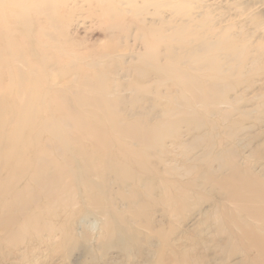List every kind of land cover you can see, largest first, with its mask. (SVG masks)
Returning <instances> with one entry per match:
<instances>
[{
	"label": "rangeland",
	"instance_id": "374dc122",
	"mask_svg": "<svg viewBox=\"0 0 264 264\" xmlns=\"http://www.w3.org/2000/svg\"><path fill=\"white\" fill-rule=\"evenodd\" d=\"M194 3L199 7L189 4L176 12L185 13L190 6L193 18L182 29L171 22L165 42L151 39L145 28L137 30L128 21L114 32L116 36L88 20L76 28V38L88 49L115 45L113 56L125 54L126 58L123 62L116 57V72L99 77L100 82H107L105 96L112 98L115 106L109 109L108 118L97 112L86 115L84 111L91 107L79 108L74 95L66 94L68 107H62V115L83 121H75L81 125L73 127L52 116L68 147L57 150L54 139L42 131V123L50 122L53 115V107L46 105L52 95L43 90L35 101L36 113L27 114V122H3L8 111L0 110V264H109L113 257L121 264H264V0ZM14 36L17 45H23L22 37ZM53 36L60 38L57 31ZM2 42L1 38L0 47ZM56 50L49 52V58L67 63L74 59H64ZM79 51L86 52L83 48ZM82 62L83 71L101 69ZM47 65L37 75L42 84L57 72ZM127 68L129 75L122 76ZM2 70L0 66V75ZM73 71L65 81L71 78L78 88L81 73L77 68ZM166 104L168 111L160 116ZM160 118L167 120L169 130L161 127L162 136L153 138L151 147L117 137L108 126L121 120L154 125ZM13 127L18 135L9 145L3 136ZM86 127L94 130L90 138L100 145L98 150L89 146L90 138L83 133ZM39 151L44 156L40 161L36 158ZM78 155L89 160L88 169H83ZM118 166L124 168L122 172L116 171ZM147 178L164 185V192L148 190ZM85 179L99 187L82 184ZM85 191L119 215H99L87 205ZM134 195L143 215L131 216L136 208L128 199ZM92 221L98 225L95 231L86 227ZM105 221L116 237H136L137 243L106 246V231L98 229ZM120 224L126 226L125 233L117 228ZM72 225L73 234L86 227L89 254L69 248L73 229L67 226ZM51 229L55 231L54 243L47 246ZM97 245L103 246L102 255Z\"/></svg>",
	"mask_w": 264,
	"mask_h": 264
},
{
	"label": "bare ground",
	"instance_id": "6f19581e",
	"mask_svg": "<svg viewBox=\"0 0 264 264\" xmlns=\"http://www.w3.org/2000/svg\"><path fill=\"white\" fill-rule=\"evenodd\" d=\"M84 2H85V0H0V12H1L0 13V19H1L0 20L1 21L0 39L1 38L3 39V42H2L1 47H0V66L3 69L1 71V75H0V82H1L0 110L6 109V111H8V114L3 119V122L8 121L9 123H17V124H18V122H27V120H28L27 114L36 113L35 101L39 100V95L43 94L44 92L52 95V97L50 99H48V102H46V105H49V107H51V106L53 107V111L51 112V114L53 113V115H50V117L48 118L50 120V122H45V123L43 122L42 123V131L49 134L52 137V139H54L55 147H57V150H59V148H64V146L68 147L66 142L63 140L62 131L58 127V124H59L58 121H60L64 125L73 126V127H78L81 125L79 123H83V121L78 120L77 116H74V115L64 116V115H62L64 112L62 107L64 105H67V107H68V103L65 99L66 94L71 93L72 95H74V97L78 103L79 108L83 109L85 106L91 107V110L84 111V113L86 115L91 114L92 112H97V113L103 115L104 117L108 118L109 117V109L113 108L114 102H113L112 98H110L109 96H105L104 90H107V88H106L107 82L106 83L100 82L101 81L100 79H102V78H99V77L102 74L104 75L107 73H113V72L115 73L116 72L115 71L116 65H117L116 57L122 58L123 62L125 61V58H126L125 54H118V55H116V57L113 56V54L116 53V50L114 49L115 45L113 47L108 46V47H101V48L98 47V48L88 49L83 42L79 41L76 38V36H77V29L76 28L79 25L84 24L85 20H88L91 22V24L92 23H98V25H103L105 27L106 31L111 33V35L116 36V34L114 32L117 31L119 26L124 25V22L126 23L128 21V23L131 22V24L134 25L137 30H143L145 28L146 31L150 32V36L152 37L151 39H155L156 41H160V42H165L166 40H168V34L166 32L169 30L171 22L176 23L174 25L175 28L177 27V29H182V28H184V26H186V24H189L193 18V16H191L190 6H189L190 11L189 10L187 12L185 11V13H182L180 15H177L176 12H178L179 9L185 8L186 5L188 6L189 4H194L193 8L199 7L197 4L194 3V0H192V1L191 0H87L85 2L86 8L83 9L84 8ZM1 9H3V10L1 11ZM168 14H172V18H170ZM30 15L32 16V18L30 17ZM105 18H107V19H105ZM3 21L6 22V25H4L2 23ZM34 26H35V31H34V33H32ZM174 26L172 28H174ZM56 31H57V34L60 36V38H56L53 36V33ZM16 34H18L22 37L21 40L23 42V45L18 46L17 45L18 43L15 42L16 38L14 35H16ZM144 35H145V33H144ZM12 36L14 38H12ZM148 44H149V42H148ZM53 45H54V47H53ZM53 48H56L59 51L58 52L59 55H62L64 57V59H65V57H68V56H70L74 59H70V61L67 63V61L64 62L63 59H53L52 57L49 58V55H51V54H49V52H51V50L53 51ZM82 48L84 50H86V52H80L79 49H82ZM166 55L167 54L162 53V56H166ZM55 58H56V56H55ZM75 59H78L79 61L75 60ZM87 59H88V62H87ZM46 60H49V62L46 63ZM76 61H78V62L75 63ZM82 61H84V62L86 61L85 65H88L91 67H95L96 65H99L101 67V69L100 70H93V71H88V70L83 71L86 69H82V66L84 65ZM45 65H47V67H49L51 69V71H54L55 69H57V72L51 74V76L50 75H48L47 77L45 76L46 79H45L44 83L42 84L41 81H38L37 75L43 72V67H45ZM75 65L77 67H75ZM75 68H77V73L79 72L78 69L80 70V73H81V80H80V83L78 85V88H74V84H73L74 80H72L71 78L69 80L65 81V78H67V75H70V74L72 75L74 72L73 70ZM155 69H156V67H155ZM159 70H161V68ZM129 73H130V69L127 68L124 70V73L122 74V76H127V75H129ZM136 74L138 76H141V72L139 70H136ZM53 75L55 76L54 79L52 78ZM93 80L94 81L98 80V82H93ZM106 80H107V78H106ZM163 82H165V81H163ZM114 84H117V83H114ZM111 88L114 89L113 85H111ZM139 88H141V87H139ZM42 90H43V93L40 94L39 91L42 92ZM139 91H140V89H139ZM43 96H45V95H43ZM121 100L122 99H119L118 101L120 102ZM166 107H167V104L165 105V108L162 109L163 112L161 111L160 116H164V113L166 111H168L167 110L168 108L166 109ZM92 109H93V111H92ZM164 109H165V111H164ZM70 111H73V110L70 109ZM65 114H67V113H65ZM52 116L53 117L55 116V118H57L58 121L56 119L52 118ZM2 117L3 116L0 115L1 121H2ZM75 121L79 122V123H76ZM108 121H109V123H113L110 120H108ZM166 125H168L167 120L163 119V118H160L159 120H157L154 125H145V121H142V120H136L134 122H125V121L121 120V121H117L116 125L108 124V126L112 127L113 132L115 134H117V137H118V135H120L124 138H127L128 140L133 141L134 145H141V146H146V147L152 146V143H150V142L153 138H154V140H156L157 138L162 136V134H161L162 132L161 131L159 132L161 127H162V129L164 128V130H165V128H166V130L167 129L169 130L168 126L170 124L168 126H166ZM15 126L17 127L16 124H15ZM35 126L36 125H34V127ZM5 127H6V125H5ZM16 127H13V130L10 132L8 131V133L4 132L6 135L3 136V140H5L7 143H9L11 140H13V138H16V134L18 135V132H16L14 130V128H16ZM30 129H31V127H30ZM16 130H17V128H16ZM92 130H93L92 128L90 130L89 128L86 127V130L83 131V133H86L87 136L90 138L91 137L90 133H93V131H94V130L93 131ZM24 131H26V130H24ZM165 131H164V133L167 132V131L166 132ZM39 132H41V131H39ZM33 133H34V131H33ZM24 134H25V132H23V135ZM33 138L35 140V137H33ZM91 138H93V137H91ZM91 138L89 139L90 140L89 146H91V149H93V150H98L100 145L97 144L96 141H93ZM48 139H50V137ZM39 140H40V138H39ZM25 142H27V141H25ZM41 142L43 143V141H41ZM67 142H69V141H67ZM128 142H130V141H128ZM50 144H52V143H50ZM9 145H10V143H9ZM41 146H42V148L44 147L43 145H41ZM17 147H19V144L17 145ZM66 147H65V149H67ZM44 150H43V152H44ZM66 152L68 153L67 150H66ZM16 153H17V151H16ZM36 153H37V151H36ZM21 154H22V152H21ZM17 155H19V154H17ZM42 155L43 154L41 153V151H39V154L36 156L38 161L44 159V156H42ZM66 156H67V154H66ZM71 157L73 158V156H71ZM49 158H50V156H49ZM77 158H78L77 160L80 161L83 169H88L90 167L89 160L84 159L80 155H78ZM28 159L29 158H27V160ZM52 161H53V159H52ZM74 161H73V163H74ZM130 161H131V159H130ZM10 163H11V161H10ZM0 164H1V162H0ZM25 164H27V161ZM25 164H24V166H25ZM68 164H69V162H68ZM13 166H14V164H13ZM43 166H44V162H43ZM7 167H8V165H7ZM17 167L18 166H16L15 168H17ZM22 169L25 170L24 168H22ZM115 169L117 172L118 171L122 172L124 168L118 166ZM5 171H4V173H5ZM8 172L9 171L7 170V173ZM103 172H104V170H103ZM73 173L75 174V171H73ZM5 176H6V174H5ZM71 177H73V175ZM108 178H109V176H108ZM5 180L8 181V179H5ZM18 180H19V178H18ZM88 180L85 179L82 184L87 183L86 185L88 187H89V185L90 186L92 185V187L94 186L95 188L99 187V185L93 184L92 181L89 182ZM115 180L117 182V179H115ZM152 180L153 179L149 180L147 178V183H148L147 189L150 191L159 190L160 193H163L164 192L163 191L164 185L155 184ZM137 181L140 182V180H137ZM12 182L14 184V181H12ZM29 185L30 184H28V186ZM10 186H11V184H10ZM6 187H7V185H6ZM9 189H11V187ZM78 189H79V187H78ZM1 190H2V188H1ZM13 194L16 195L15 193H13ZM14 195H13V198H16V196L14 197ZM29 196H31V195H29ZM84 196L86 198L87 205L89 207L93 208V210L97 209V210H95V212H97L99 215L108 216L109 218L110 217H117L119 215V213L115 210V208L112 207L111 209H107V207H105L104 204H102L98 199L90 196L89 193H86V191H85ZM165 196H167V195H165ZM136 198H137V196L134 195L133 197L131 196L128 199V201L130 203H132V206H134L136 208V212L133 213L131 216L140 215V214L143 215L140 211V209H141L140 207L142 205L139 204V202L138 203L136 202L137 201ZM9 199H10V196H9ZM181 199H182V197H181ZM16 200L14 199V201H16ZM152 200L154 201L155 198ZM162 200H163V198H162ZM21 201H23V200H21ZM167 201H170V200H167V199L164 200V202H167ZM10 202H13V201H10ZM158 204H159V202H158ZM158 211H159V209H158ZM77 219L78 218H76V220ZM81 222L84 223L83 219L81 220ZM129 223H130V221H129ZM144 224H146V223L144 222ZM88 226L90 227V229L92 231H95V229L98 225L96 226V221H92L91 223L88 222L86 227L88 228ZM86 227L83 225L81 227V231L79 233L73 234V231H74L73 225L71 227L67 226V229H70V230L73 229L72 234L70 236V241H72V242H71V245L68 244L70 246L69 247L70 249L80 248V249H82L84 254H89V251H90L89 236L90 235L87 233ZM125 227L126 226H124L123 224H120V225H118L117 228L122 233H125L126 232ZM110 228H111V225L107 221L102 223L100 228H98V229H100V233L103 230L106 231V235H107V241H106L107 245L106 246H113L114 247V245H117V244L126 245L127 241L137 243V239H135L136 237L135 238H128V237L126 238L125 236L116 237L113 233L112 228H111L110 232H107ZM159 231H161V227L159 228ZM171 234L172 233L170 232V234L168 236H171ZM54 237H55V231H54V229H51L49 232L48 238L45 241V245H47V246L52 245L54 243L52 241L54 239ZM150 240H152V239H150ZM164 243H163V245H164ZM148 244H149V242H148ZM151 245L152 244H150V246ZM158 245H159V243H158ZM102 248H103V246L97 245V250H99L101 255H102ZM137 249H138V253L141 252V249L139 247ZM43 250H44V248H43ZM131 251H133V250H131ZM142 253L143 252H141V255H142ZM175 253H176V251H175ZM126 256L128 257L129 255L127 254ZM234 256H235V254H234ZM115 258L116 257H113V259L111 258L112 260L109 261V264H121ZM140 258H142V257H140ZM76 261H77V259H76ZM169 261L171 262L172 259L169 258ZM183 261H185V260H183ZM83 263L84 262H82L81 264H83ZM145 264H155V263H153V262L151 263L149 261H146ZM162 264H168V263L162 262Z\"/></svg>",
	"mask_w": 264,
	"mask_h": 264
}]
</instances>
